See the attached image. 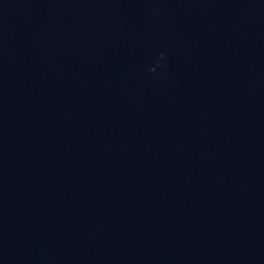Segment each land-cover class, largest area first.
Returning <instances> with one entry per match:
<instances>
[{
	"label": "water",
	"instance_id": "95a60500",
	"mask_svg": "<svg viewBox=\"0 0 264 264\" xmlns=\"http://www.w3.org/2000/svg\"><path fill=\"white\" fill-rule=\"evenodd\" d=\"M0 264H264V0H0Z\"/></svg>",
	"mask_w": 264,
	"mask_h": 264
}]
</instances>
